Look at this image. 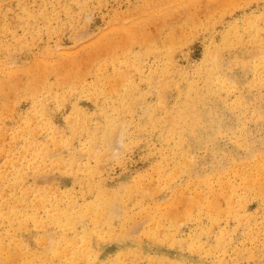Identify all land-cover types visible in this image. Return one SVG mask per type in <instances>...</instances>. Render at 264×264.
<instances>
[{"label":"rangeland","instance_id":"374dc122","mask_svg":"<svg viewBox=\"0 0 264 264\" xmlns=\"http://www.w3.org/2000/svg\"><path fill=\"white\" fill-rule=\"evenodd\" d=\"M263 113L264 0H0V264H264Z\"/></svg>","mask_w":264,"mask_h":264},{"label":"bare ground","instance_id":"6f19581e","mask_svg":"<svg viewBox=\"0 0 264 264\" xmlns=\"http://www.w3.org/2000/svg\"><path fill=\"white\" fill-rule=\"evenodd\" d=\"M255 26H256V25H255ZM212 59H213V58H212ZM222 65H223V64H222ZM230 80L233 81L232 79H230ZM220 81H221V80H220ZM190 87H191V86H190ZM227 87H228V86H227ZM199 97H200V95H199ZM204 100H205V99H204ZM190 106H191V105H190ZM182 114H183V113H182ZM193 114H194V112H193ZM263 114H264V113H263ZM192 117H193V116H192ZM193 118L196 119V120L198 119V120L201 121V117L195 116V117H193ZM196 120H195V122H196ZM190 121H191V120H190ZM112 123H113V122H112ZM111 125H112V124H111ZM113 125H114V124H113ZM113 125H112V126H113ZM189 126H190V125H189ZM109 127H110V126H109ZM109 127H107V129H108ZM118 127H119V126H118ZM120 127H121V126H120ZM195 127H196V126H195ZM111 128H112V127H111ZM111 128H110V132H111V130H112ZM115 128H116V127H115ZM181 128H182V127H181ZM105 129H106V128H105ZM116 129H117V128H116ZM194 129H195V128H194ZM106 132H108V131H106ZM114 132H115V130H114ZM119 132H120V131H119ZM119 132L117 133V135H116V133H115V134L112 133V134H110V135H113V134L116 135V136H113V137H116V139H117V136L119 135ZM105 135H106V133H105ZM121 135L123 136L122 133H121ZM103 136H104V135H103ZM108 137H109V136H108ZM108 137H107V138H108ZM111 138H112V137H111ZM104 139H106V138H104ZM116 139H115V140H116ZM109 140H110V138L107 140V142H108ZM113 140H114V139H113ZM113 140H110V141L108 142V144H109V143L112 144V143H113ZM115 140H114V142H115ZM104 142H105V140H104ZM105 143H106V142H105ZM97 144H98V143H97ZM112 145L115 146L114 144H112ZM109 147H110V145H109ZM113 148H114V147H113ZM114 149H115V148H114ZM91 152H92V151H91ZM93 153H94V152H93ZM92 155H93V154H92ZM95 156H96V154H95ZM95 156H94V157H95ZM34 165H35V164H34ZM91 179H92V178H91ZM43 183H44V182H43ZM37 184H38V183H37ZM166 184H167V183H166ZM152 188H153V186H152ZM113 205H114V204H112V207H113ZM71 206H72V205H71ZM106 206H108V204H107ZM109 207H111V205H109ZM105 208H107V207H105ZM114 208H115V207H113V210H112V209L109 210L110 213H112L113 211H114V213H116ZM119 208H120V207H119ZM92 209H93V208H92ZM117 209H118V208H117ZM117 209H116V210H117ZM99 210H100V209H99ZM102 211H103V210H102ZM69 212H70V211H69ZM90 213H91V212H90ZM92 213H93V212H92ZM94 214H95V212H94ZM97 215H99V214H97ZM107 215H111V214H107ZM107 215H106V217H107ZM112 215H113V214H112ZM115 215H116V214H115ZM115 215H114V217H115ZM101 216H102V215H101ZM112 217H113V216H112ZM114 217H113V218H114ZM108 218H109V217H108ZM108 218H107V219H108ZM112 221H113V220H112ZM37 222H40V221H37ZM108 222H109V221H108ZM133 229H134V228H133ZM135 230H136V228H135ZM45 231H46V230H45ZM111 231H112V230H111ZM132 231H133V230H132ZM129 232H130V231H128V233H129ZM133 233H134V231H133ZM133 233H132V234H133ZM74 237H75V236H74ZM86 239H87V238H86ZM203 242H204V241H203ZM89 245H90V244H89ZM70 249H71V248H70ZM70 249H69V251H70ZM88 249H89V248H88ZM72 250H73V249H72ZM72 250H71V252H73ZM84 250H85V248H84ZM81 252H82V251H81ZM56 253H57V252H56ZM77 253H78V252H77ZM73 257H74V256H73ZM73 261H74V260H73ZM93 262H94V261H93ZM25 264H26V263H25ZM67 264H68V263H67Z\"/></svg>","mask_w":264,"mask_h":264}]
</instances>
